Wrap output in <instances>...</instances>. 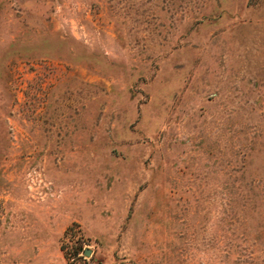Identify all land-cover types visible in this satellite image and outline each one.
Masks as SVG:
<instances>
[{
	"label": "rangeland",
	"instance_id": "374dc122",
	"mask_svg": "<svg viewBox=\"0 0 264 264\" xmlns=\"http://www.w3.org/2000/svg\"><path fill=\"white\" fill-rule=\"evenodd\" d=\"M0 264H264V0H0Z\"/></svg>",
	"mask_w": 264,
	"mask_h": 264
},
{
	"label": "water",
	"instance_id": "95a60500",
	"mask_svg": "<svg viewBox=\"0 0 264 264\" xmlns=\"http://www.w3.org/2000/svg\"><path fill=\"white\" fill-rule=\"evenodd\" d=\"M84 255L85 256H89L90 255V251H88V250L84 251Z\"/></svg>",
	"mask_w": 264,
	"mask_h": 264
}]
</instances>
